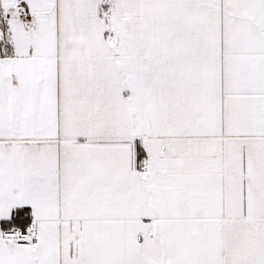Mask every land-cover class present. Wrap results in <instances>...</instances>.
I'll return each mask as SVG.
<instances>
[{
	"label": "snow or ice",
	"instance_id": "obj_1",
	"mask_svg": "<svg viewBox=\"0 0 264 264\" xmlns=\"http://www.w3.org/2000/svg\"><path fill=\"white\" fill-rule=\"evenodd\" d=\"M0 264H264V0H0Z\"/></svg>",
	"mask_w": 264,
	"mask_h": 264
}]
</instances>
